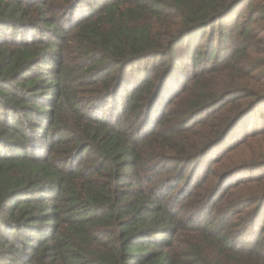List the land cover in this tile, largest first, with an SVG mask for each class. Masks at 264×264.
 <instances>
[{"label": "trees", "instance_id": "obj_1", "mask_svg": "<svg viewBox=\"0 0 264 264\" xmlns=\"http://www.w3.org/2000/svg\"><path fill=\"white\" fill-rule=\"evenodd\" d=\"M0 264H264V0H0Z\"/></svg>", "mask_w": 264, "mask_h": 264}]
</instances>
